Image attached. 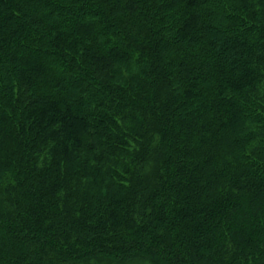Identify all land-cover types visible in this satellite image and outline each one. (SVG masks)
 <instances>
[{
    "label": "trees",
    "instance_id": "obj_1",
    "mask_svg": "<svg viewBox=\"0 0 264 264\" xmlns=\"http://www.w3.org/2000/svg\"><path fill=\"white\" fill-rule=\"evenodd\" d=\"M264 264V0H0V264Z\"/></svg>",
    "mask_w": 264,
    "mask_h": 264
},
{
    "label": "rangeland",
    "instance_id": "obj_2",
    "mask_svg": "<svg viewBox=\"0 0 264 264\" xmlns=\"http://www.w3.org/2000/svg\"><path fill=\"white\" fill-rule=\"evenodd\" d=\"M133 264H147L145 262H138V263H133Z\"/></svg>",
    "mask_w": 264,
    "mask_h": 264
}]
</instances>
